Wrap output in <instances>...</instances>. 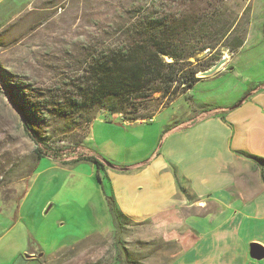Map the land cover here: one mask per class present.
<instances>
[{"label": "rangeland", "instance_id": "obj_1", "mask_svg": "<svg viewBox=\"0 0 264 264\" xmlns=\"http://www.w3.org/2000/svg\"><path fill=\"white\" fill-rule=\"evenodd\" d=\"M95 1L13 0L0 5V201L4 208L7 206L0 214V233L12 222L10 201L25 191L35 167V146L23 132L15 103L33 106V126L56 150L83 142L87 155L128 167L156 152L168 128L189 125L208 112L234 108L251 94L249 88L264 84V0H233L227 6L240 16L245 46L235 53L222 51L221 59L228 61L216 75L202 79L176 99L156 95L139 113L125 115H154L151 119L130 122L106 110H72L62 117L56 110L64 104L61 98L62 92L68 90L67 78L75 76L74 50L94 32L85 26L83 15ZM69 50L73 59H68ZM83 114L96 119L89 125L79 124ZM48 164L44 163L43 169ZM108 169L111 168L106 166L99 171L105 186L109 183ZM57 170L46 172L23 208L29 218L26 230L45 247L25 264H122L112 222L111 227L104 228L111 215L102 200L96 167L79 163ZM194 212L204 215L202 210ZM36 213L40 219L35 218ZM173 213L169 220L162 221L135 223L122 219L120 240L131 261L187 264L190 222L183 220L188 212L185 209ZM90 233L93 234L87 236ZM61 235L64 241L79 240L55 251L61 245Z\"/></svg>", "mask_w": 264, "mask_h": 264}, {"label": "crops", "instance_id": "obj_2", "mask_svg": "<svg viewBox=\"0 0 264 264\" xmlns=\"http://www.w3.org/2000/svg\"><path fill=\"white\" fill-rule=\"evenodd\" d=\"M9 1L13 0H0V5ZM256 87L249 88V94ZM226 108L230 111L225 115L203 116L167 134L149 158L128 166L132 169H108L109 183L103 189L100 185L106 205V195L113 196L124 219L135 223L169 220L173 212L186 209L187 264H264V258L254 260L250 254L252 245L264 249V163L245 157L264 161V90L249 95L238 108ZM44 163H49L47 171ZM60 167L64 166L42 159L24 196L10 201L12 222L0 233V264H25L45 248L26 230L29 218L23 208L46 172ZM2 205L0 214L7 210ZM38 213L35 218L40 219ZM111 222L107 218L104 228ZM64 238L61 235L55 251L79 240Z\"/></svg>", "mask_w": 264, "mask_h": 264}, {"label": "trees", "instance_id": "obj_3", "mask_svg": "<svg viewBox=\"0 0 264 264\" xmlns=\"http://www.w3.org/2000/svg\"><path fill=\"white\" fill-rule=\"evenodd\" d=\"M230 1L233 0L95 1L83 15L85 26L94 32L89 33L83 45H76L75 76L67 78L70 81L65 83L68 90L62 92L64 104L56 110L57 114L65 117L72 110L74 113L106 110L123 115L125 121L135 122L148 117L126 118L125 115L139 113L156 95L170 100L185 95L202 80L197 77L199 73L208 71L221 60L222 51L235 53L244 46L245 32L240 30L238 12L227 6ZM207 51L209 54L201 57ZM68 53V59H73L72 52L69 50ZM262 90L264 84L253 89L251 94ZM15 106L23 132L35 146V167L30 177L42 159H51L63 166L91 163L98 171L97 180L103 189L99 171L109 166L108 163L87 155L83 142L56 150L33 126V106L24 103H15ZM228 111V108L219 109L218 112H208V116L225 115ZM84 114L79 124L89 125L96 119ZM201 119L199 117L189 125ZM189 125L168 128L163 137ZM245 157L256 164L264 163L251 156ZM109 167L118 171L132 169ZM106 201L115 230L114 244L119 262L140 264L131 261L122 246L120 237L124 217L114 197L106 195Z\"/></svg>", "mask_w": 264, "mask_h": 264}, {"label": "water", "instance_id": "obj_4", "mask_svg": "<svg viewBox=\"0 0 264 264\" xmlns=\"http://www.w3.org/2000/svg\"><path fill=\"white\" fill-rule=\"evenodd\" d=\"M207 53L208 52H206L204 54V56L207 55ZM227 61H228L227 58H225V57L222 58L214 67H212L208 71L199 73L197 75V77L199 79H206V78H210V77L216 75L227 64ZM241 104H242V101L235 108H238ZM108 165L111 166V164H109V163H108ZM250 254L254 260H262L264 258V249L259 245H252Z\"/></svg>", "mask_w": 264, "mask_h": 264}]
</instances>
